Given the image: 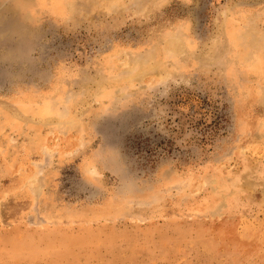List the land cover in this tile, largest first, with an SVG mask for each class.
<instances>
[{
  "label": "rangeland",
  "instance_id": "rangeland-1",
  "mask_svg": "<svg viewBox=\"0 0 264 264\" xmlns=\"http://www.w3.org/2000/svg\"><path fill=\"white\" fill-rule=\"evenodd\" d=\"M0 264H264V0H0Z\"/></svg>",
  "mask_w": 264,
  "mask_h": 264
},
{
  "label": "bare ground",
  "instance_id": "bare-ground-1",
  "mask_svg": "<svg viewBox=\"0 0 264 264\" xmlns=\"http://www.w3.org/2000/svg\"><path fill=\"white\" fill-rule=\"evenodd\" d=\"M227 44V43H226ZM71 120V119H70Z\"/></svg>",
  "mask_w": 264,
  "mask_h": 264
}]
</instances>
